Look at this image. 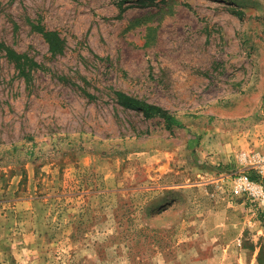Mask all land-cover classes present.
Wrapping results in <instances>:
<instances>
[{"label": "rangeland", "instance_id": "obj_1", "mask_svg": "<svg viewBox=\"0 0 264 264\" xmlns=\"http://www.w3.org/2000/svg\"><path fill=\"white\" fill-rule=\"evenodd\" d=\"M0 42L38 64L0 54V264H264L229 194L264 185L237 158L264 152V0H0Z\"/></svg>", "mask_w": 264, "mask_h": 264}, {"label": "trees", "instance_id": "obj_2", "mask_svg": "<svg viewBox=\"0 0 264 264\" xmlns=\"http://www.w3.org/2000/svg\"><path fill=\"white\" fill-rule=\"evenodd\" d=\"M38 31L42 35L44 41L48 44L49 51L52 53V55H60L64 52L65 41L61 38L57 31L45 29H39ZM0 54H4V56L14 64L15 68L22 76H27L25 69H30V67H38V64L25 54L18 53L14 49L1 42ZM114 98L116 103L122 108L140 113L147 120H162L165 124V128L168 130L174 127H183L182 123L172 112L158 105L149 103L143 99H139L121 91H114ZM260 217V219L263 221L264 214L260 215Z\"/></svg>", "mask_w": 264, "mask_h": 264}, {"label": "built area", "instance_id": "obj_3", "mask_svg": "<svg viewBox=\"0 0 264 264\" xmlns=\"http://www.w3.org/2000/svg\"><path fill=\"white\" fill-rule=\"evenodd\" d=\"M237 158L240 166L255 169L261 175L264 173V152L245 151ZM229 194L232 198H247L264 212V185L245 173L236 175Z\"/></svg>", "mask_w": 264, "mask_h": 264}]
</instances>
